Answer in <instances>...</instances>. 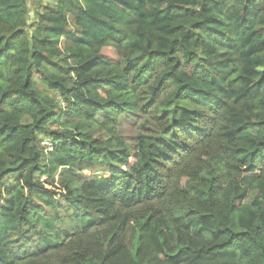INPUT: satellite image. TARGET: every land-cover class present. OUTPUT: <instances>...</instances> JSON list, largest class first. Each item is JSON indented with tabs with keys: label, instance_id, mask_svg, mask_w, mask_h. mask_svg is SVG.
I'll use <instances>...</instances> for the list:
<instances>
[{
	"label": "trees",
	"instance_id": "trees-1",
	"mask_svg": "<svg viewBox=\"0 0 264 264\" xmlns=\"http://www.w3.org/2000/svg\"><path fill=\"white\" fill-rule=\"evenodd\" d=\"M29 1L0 0V264H264V0Z\"/></svg>",
	"mask_w": 264,
	"mask_h": 264
},
{
	"label": "rangeland",
	"instance_id": "rangeland-1",
	"mask_svg": "<svg viewBox=\"0 0 264 264\" xmlns=\"http://www.w3.org/2000/svg\"><path fill=\"white\" fill-rule=\"evenodd\" d=\"M38 3L41 4L39 7V11L45 7H53V3L51 0H30L29 6L30 9H33L35 6L38 5ZM102 54L106 56V58L109 61L115 62L118 60V57L116 56L114 50L112 48H104L102 49ZM38 89L41 92H46L45 88L41 85H37ZM138 122V116L134 115H126L122 116L119 120L117 131L120 137H122L126 143V145L131 146L132 145V138L136 134V125ZM61 123L65 126L70 123V120H67L66 118H62ZM83 135L92 134L96 137L100 135L104 139L106 136H104V133L100 132V128L94 129L92 127H85L80 131ZM43 139V138H41ZM43 144L48 146V141L43 139ZM48 149V148H47ZM70 174L72 175L76 182L71 185V187L74 189V193H79V187L82 183L86 181L93 180L97 177H100L102 174L101 169H86L85 171H80L76 173H70L66 169H58L55 172L54 175V182L59 183L65 179V177ZM42 177V176H39ZM42 179H45V177H42ZM254 196V192H249V197L247 198V202ZM75 211H68L64 206L58 205L56 209L52 210L49 208H45L44 212L40 213L39 218V225L40 230L43 231L42 239H40L39 247L43 248L44 246H53L55 244L60 243L67 235L70 233V223L69 219L74 215ZM80 221H84L85 219L79 218ZM17 237H12L9 240L11 241H17Z\"/></svg>",
	"mask_w": 264,
	"mask_h": 264
},
{
	"label": "built area",
	"instance_id": "built-area-1",
	"mask_svg": "<svg viewBox=\"0 0 264 264\" xmlns=\"http://www.w3.org/2000/svg\"><path fill=\"white\" fill-rule=\"evenodd\" d=\"M61 105H62V106H64V103H63V102H61Z\"/></svg>",
	"mask_w": 264,
	"mask_h": 264
}]
</instances>
